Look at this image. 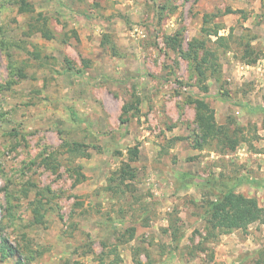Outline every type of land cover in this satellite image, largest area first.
Wrapping results in <instances>:
<instances>
[{"label": "rangeland", "instance_id": "obj_1", "mask_svg": "<svg viewBox=\"0 0 264 264\" xmlns=\"http://www.w3.org/2000/svg\"><path fill=\"white\" fill-rule=\"evenodd\" d=\"M263 182L264 0H0V264H259Z\"/></svg>", "mask_w": 264, "mask_h": 264}, {"label": "trees", "instance_id": "obj_2", "mask_svg": "<svg viewBox=\"0 0 264 264\" xmlns=\"http://www.w3.org/2000/svg\"><path fill=\"white\" fill-rule=\"evenodd\" d=\"M19 10L21 13H34V9H32L30 5L24 1L21 3ZM225 40V37H218V41ZM190 45L192 47V50H194L195 48L204 50L206 48L204 44H198L197 40H194ZM204 52L205 54L200 64H209V67L213 68L215 66L214 61L216 59L212 60V58L215 56V54L211 52L209 53L208 51ZM139 103L140 101L138 100V104ZM198 108L200 111L197 116V120L203 133L204 141L217 138V136H219V134L222 132V129L220 130V128L217 126L214 114L203 103L199 105ZM132 110V105L124 109V115L127 116V118L122 120V124H126L129 121V115ZM74 146L79 148L84 147L83 145L79 144H76ZM131 152L136 151L132 150ZM79 176L81 179L77 180V182H80V180L82 179H86L84 175ZM129 177H131V173L128 167H125L122 172L118 173L117 175H115V177L110 179V183H115L116 189H119L122 185L125 184L128 179H130ZM110 186L112 187V184ZM111 187L108 188L109 191L112 190ZM207 221L209 224V235H212L215 232H218L220 235H227L237 230H246L250 225L254 223L263 222L264 209L259 205V202L256 198L246 197L245 195L236 193L235 191L231 190L227 193H224L221 197L211 203V205L209 206ZM209 237H207L206 239H208ZM0 253H5L4 244H0ZM11 254L13 255V253ZM259 264H264V257L262 260H260Z\"/></svg>", "mask_w": 264, "mask_h": 264}]
</instances>
